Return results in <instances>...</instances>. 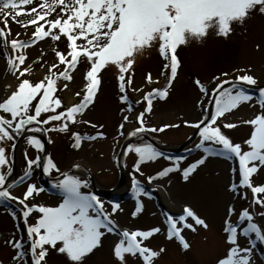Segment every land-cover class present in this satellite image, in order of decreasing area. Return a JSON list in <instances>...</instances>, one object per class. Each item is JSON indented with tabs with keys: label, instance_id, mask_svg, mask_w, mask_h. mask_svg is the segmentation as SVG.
Listing matches in <instances>:
<instances>
[{
	"label": "rangeland",
	"instance_id": "1",
	"mask_svg": "<svg viewBox=\"0 0 264 264\" xmlns=\"http://www.w3.org/2000/svg\"><path fill=\"white\" fill-rule=\"evenodd\" d=\"M40 2L42 0H33L32 4L22 7H35ZM60 7L62 6H57L56 11L45 19H54ZM37 11L40 9L37 8ZM37 23H44V21ZM3 27V19L0 18V28ZM44 27L47 30L48 25L45 24ZM34 31V25L22 26L12 19L8 20L5 32L9 33L6 35L9 43L5 45V38L0 37V99L7 98L19 83V79H17L19 70L14 74L8 65L10 56L19 55L21 52L26 56L20 69L30 67L31 72L26 73L20 79L27 78L33 83L43 79L53 64L57 65L53 72L64 71L65 64L60 63L56 56V51H60L67 59H70V56L67 55L69 52L68 42L63 34L58 40H53L51 36L45 37L27 48L17 49L15 53L13 52L10 41L13 39L29 41L33 38ZM57 31L58 29L53 30V32ZM18 33L19 35H17ZM82 42L77 41L78 44ZM176 55L180 63L177 75L168 88L167 96L164 99L158 96L153 98L151 110L148 112L144 111L147 101L143 97L153 89L165 87L167 80L161 74L162 72H167L170 75V69L163 67L167 61L159 54L158 45L153 44L135 55L133 65L125 73L126 80L130 77L131 82L125 84L123 93L119 89L116 65L109 63L102 68L98 72L100 84L93 103L82 113L77 114L75 122L63 121L68 124L67 131H45L48 139L47 157L50 156L59 169V171L51 170L48 175L57 176L70 164H80L81 167L85 166L93 174L97 186L101 185L104 189L114 187L119 180L116 159L120 144L126 134L139 127L136 116L144 112V126L149 130L142 133L150 135L164 146L180 144L195 131L196 128L191 125L203 119L204 115L208 113L209 104L214 94L211 90L221 80L236 82L238 87H243L253 97L252 100L241 102L235 109L218 117L215 122L233 143H241L242 150H248L244 141L250 137L253 129L245 121H250L257 114L264 113V108H261L258 103L259 88L255 87L264 85V14L252 10L243 23L234 22L232 24V31L226 37L209 30L202 40H191L187 44L179 46ZM38 57L39 59H37ZM89 67L90 64L81 57L77 67L70 70L71 79L61 78L57 81L54 96L62 101V106L56 109L57 112L66 109L71 104L80 102L85 92L84 85L87 83L85 75ZM223 73L227 75H222ZM149 74L152 78L151 83L147 80ZM245 74L253 76L256 84L248 85L246 82L235 81L236 76ZM214 77L218 79H213ZM197 79L205 86L207 93L201 92L200 87L195 83ZM64 85H67V88ZM223 87H231V83ZM121 95H126L128 100L121 101L119 99ZM35 102L33 101V104ZM129 104H131L130 111ZM201 104H203V108ZM212 110H214V100ZM0 114L10 118L8 114L2 112ZM46 115L42 113L39 119H45ZM124 116L128 117L127 121L124 120ZM186 121L189 123H185ZM60 123V121H51L47 125L42 124V126L44 129H53ZM121 124H123V128L119 127ZM225 124L235 126L228 128L224 127ZM163 125H169V127L163 131H151L152 128L160 129ZM34 128L39 127L34 126ZM74 132L84 137L78 148L73 146L72 133ZM97 133H103V135L98 136ZM121 133L123 134L121 135ZM16 136L13 140L3 142L11 165L12 147ZM88 136L95 138L87 139ZM199 141L198 135L190 144V147L196 151L180 156L183 159L179 161V168L169 172L166 176L157 177L151 182L148 180L149 176H155L163 168L175 164L176 158L162 155L154 161L141 163L140 172H136L133 165L138 157L134 152H127L126 146L123 158L126 184L121 190L119 189L120 191L115 192L120 196L132 190V178L135 176L142 186L149 185L153 188L152 184H157L164 191L169 203L166 206L171 211L182 214L185 206L190 207L208 226L205 228L196 225L191 218H188L187 223L193 224L195 229L192 230L178 222L177 226L182 228L181 234L190 245L186 250L175 237L171 239L167 237L168 225L156 206L153 195L140 194L137 197L133 194L127 200L119 203V208L115 213H111L112 205L115 202H110L107 198L97 195L80 171L72 175L87 181V188L81 190L95 193L103 201L105 211L111 214V219L119 227H124L129 231L148 230L153 227L160 229L142 241L144 246L158 252L163 248L159 256L154 258L153 264H218L219 259L226 257L230 247L226 240V233L223 231L225 219L236 223L239 213L242 209L247 208L250 213L254 214V220L264 229V217L259 215L264 211V208L251 202L253 194L249 188H239L236 192L230 189L231 183H238V160L226 159L218 152L205 154L202 149L195 147ZM140 142L147 143L139 136L130 143ZM40 152L41 150L28 145L26 139L23 141L19 152L17 177L13 180L17 181L27 167L25 153L28 159H35L40 156ZM126 152L127 155H125ZM202 156L206 157L204 163L198 165L187 180L183 179L182 169ZM234 168L237 169L235 173L232 172ZM141 173L143 174L141 175ZM39 177L40 167L37 168L33 165L32 174L27 180L9 191L13 196L23 198L27 186L34 184L43 190L26 200L29 206L32 204L58 205L62 199L61 195L48 193L47 189L40 184ZM250 179L254 186L264 184V166L259 167ZM258 195L264 196V194ZM137 199L142 204V210L133 217L132 212L135 210ZM230 205L233 206L234 212L228 217L227 212ZM22 207L17 201L0 203V264H31L30 253H27L24 259L19 262L14 260L13 257L17 249L12 246V243H9V241L20 240L25 250L29 247L27 226L21 212ZM40 215L37 210H34L27 218V224L36 223ZM118 239V232L105 233L101 238V245L92 253L87 254L82 264H120L113 254L114 242ZM138 239L141 238L138 237ZM237 242L241 247L251 248L249 264H264V242L257 241L251 234L244 237L239 233V230ZM46 247L49 248V251L42 264H71L65 254L57 253L50 246L46 245ZM125 260L126 264H142L139 254L135 256L125 254Z\"/></svg>",
	"mask_w": 264,
	"mask_h": 264
},
{
	"label": "snow or ice",
	"instance_id": "2",
	"mask_svg": "<svg viewBox=\"0 0 264 264\" xmlns=\"http://www.w3.org/2000/svg\"><path fill=\"white\" fill-rule=\"evenodd\" d=\"M32 3L33 0H0V18L3 19L4 24V27L0 28V37L5 38L4 44L9 43L6 35L10 33V30L9 33H6L5 28H7L8 20L12 19L21 23L22 26L27 24L35 26V31L32 33L33 38L29 41L17 39L10 41L14 53L17 49L27 48L45 37L51 36L53 40H58L63 34L68 42L69 52L67 55L70 56V59H67L60 51H56L59 62L65 64L64 71L53 72V69L57 67L56 64H53L43 79L33 83L27 78L20 79L26 73L31 72L30 67L20 69L26 56L21 52L19 55L8 58V65L13 73L15 74L19 70L17 76L19 83L7 98L0 99V112L10 116L8 118L0 114V203L17 201L19 205L23 206L21 212L27 226L29 243L28 249L25 250L20 240L9 241L17 249L13 259L19 262L24 259L27 253H30L31 264H42L49 251L47 245L54 248L57 253L65 254L71 264H82L84 257L101 245V238L105 233L118 232L119 239L114 242L113 254L120 264H126L125 254L133 256L139 254L142 264H153L154 258L159 256L163 248L158 252L144 246L142 241L160 229L153 227L148 230H119L115 221L111 219V214L105 211L103 201L95 193L81 190L87 188V181L76 175L61 173L63 178L54 184L62 197L61 202L56 206L43 204L29 206L26 200L43 190L34 184L27 186L23 198L13 196L9 189L14 187L17 181L12 180L8 183V177L13 169L3 142L13 140L14 136L29 131L27 126L33 123L47 125L51 121L61 122L53 129L34 128L30 129L32 132L67 131L68 124L63 121L75 122L77 114L82 113L93 103L100 84L98 72L102 68L109 63L116 65L119 89L123 93L125 84L131 82L130 77L126 80L125 73L133 65L135 55L156 44L159 54L167 61L163 67L170 69V75L167 72H162L161 74L167 80L165 87L153 89L143 97L147 101L144 111H150L152 99L156 96L161 99L166 98L168 88L177 75L180 62L176 52L179 46L185 45L191 40H202L209 30L215 31L217 35L228 36L232 31V24L234 22L243 23L252 10L264 14V0H42L35 7L27 9L22 7ZM57 6L62 7L56 13V17L45 19L56 11ZM37 8L40 11H37ZM21 13L31 14V19L26 22L16 20V17ZM38 21H44V23H37ZM45 24L48 25L47 30H45ZM54 29H58V31L53 32ZM78 40L83 42L78 44ZM81 57L90 64L85 75L87 83L84 85V95L80 102L71 104L66 109L57 112L56 109L62 106V101L54 96L57 81L61 78L70 80V70L77 67ZM222 75L227 74L223 73ZM151 79L149 74L147 76L149 83H151ZM213 79L218 78L214 77ZM235 81L246 82L248 85L256 84L255 78L248 74L236 76ZM195 83L200 87L201 92L207 93V89L198 79ZM229 83H231V87H223ZM64 87L67 88V85ZM211 91L216 94L213 97L214 110L191 125L198 129L200 138L195 147L202 149L205 154L218 152L226 159H237L239 179L238 183L230 184V189L236 192L239 188H249L253 194L251 202L264 208V196L258 195L264 194V184L254 186L250 179L259 167L264 166V113L257 114L250 121H245L252 126L253 130L250 137L244 141L248 150L243 151L241 143H233L215 122L218 117L235 109L241 102L252 100V95L243 87H238L236 82L228 80H221ZM258 91V103L261 108H264V87H260ZM77 95L80 94L77 93ZM119 99L126 102L128 97L121 95ZM33 101H36L35 104ZM201 107L203 108V104ZM128 108L130 111L131 104L128 105ZM42 113L47 114L43 120L39 119ZM143 117L144 112L136 116L139 127L129 132V136H137L139 133L149 130L144 126ZM127 119L128 117L124 116V120L127 121ZM234 126L233 124L224 125L228 128ZM119 127L123 128V124ZM167 127L169 125H163L162 128H152L151 131H163ZM97 135L102 136L103 133H97ZM72 136L74 138L73 146L80 147L84 137L75 132L72 133ZM86 138L94 139L95 137L88 136ZM26 143L38 150H43L41 140L34 134L27 135ZM127 152H134L138 157L133 165L136 172H140L141 163L154 161L163 155L151 143L143 142L129 143ZM25 158L27 167L23 175L18 178L20 182L32 174L33 165L37 168L41 167L40 156L28 159L25 153ZM205 158L202 156L183 168V179L187 180L197 166L204 163ZM181 159L183 158L177 157L175 164L163 168L155 176H149L148 180L151 182L153 179L166 176L169 172L179 168ZM42 168L44 174H49L53 169L59 171L50 156L43 160ZM232 172H237V169H232ZM132 191L137 197L140 194L148 195L135 176L132 178ZM118 208L119 203H113L111 213H115ZM34 210H37L41 215L36 223L28 225L27 218ZM141 210L142 204L137 199L132 216L135 217ZM233 212L234 208L230 205L227 216L230 217ZM259 215L264 217V211ZM188 218H191L196 225L205 228L208 226L188 206L183 208V213L178 217L172 215L166 217L167 237L169 239L175 237L185 250L190 245L181 234L182 228L177 224L179 222L184 227L195 230L193 224L187 223ZM238 230L244 237L251 234L257 241L264 242V229L254 220V214L244 208L239 213L236 223L225 219L223 231L226 233V240L230 247L226 257L219 259L218 264H249L251 248L241 247L238 244ZM58 242L59 246L57 247Z\"/></svg>",
	"mask_w": 264,
	"mask_h": 264
},
{
	"label": "water",
	"instance_id": "3",
	"mask_svg": "<svg viewBox=\"0 0 264 264\" xmlns=\"http://www.w3.org/2000/svg\"><path fill=\"white\" fill-rule=\"evenodd\" d=\"M260 87H264V85L256 86V88H260ZM214 95H216V94L214 93L213 97H214ZM213 97H212V100L209 104L208 113H210L212 111ZM34 126H37L39 128L44 129V127L41 124L37 125V124L33 123L32 125L28 126L29 131H25V132L21 133L20 135H17V137L14 140V147H12V165H11L13 171L10 174V176H12V180H13V178L17 177L19 152H20L21 145H22L24 139L27 137V135L34 134L37 136V138H39L41 140V143L43 144V150H41V152H40V157H41V167H40V177H39L40 184L43 185L47 189L48 193L60 195L58 189H56L54 187V184L59 179H62L63 177L61 176V173L57 176H54V177L43 173L42 164H43V160L45 158H47L48 139H47V136L45 134V131H42V132L41 131H38V132L30 131V129H33ZM198 135H199L198 129H196L194 131V133H192V135H190L188 137V139H186L181 144H178L175 146L174 145L173 146H163L160 143H158L155 139H153L152 137H150L149 135L144 134V133H139L137 135V137L138 136L142 137L146 142L151 143L158 151L162 152L163 155H165L167 157H173L174 158V157H180V156H184V155H188V154L193 153L195 149H189L188 150L187 148L195 140V138ZM133 137L135 138V136H129L128 134H126L124 136V139L122 140V142L120 144V149H119L118 156L116 159V164H117V167L119 169V180L114 187H112L110 189H104L101 186H97L96 180L93 177L92 173L84 166V168L86 169L87 172L83 173V175L88 179V181L90 182L94 191L98 195H100L101 197L109 199L111 202H118L119 203V202L125 201L129 197H131L133 194L132 191H127L124 195H120V196L115 194V192H117L118 189H122V187L125 186V184H126V174H125L124 166H123V158H124V152H125L126 146L131 141L134 140V139L132 140ZM76 165H78V164H74V163L70 164L69 167L66 170H64L62 173L71 174V173L77 172ZM8 183H10V181H8ZM21 183L22 182H20L18 179L16 185H19ZM6 186H7V184H6ZM143 186L145 187L146 191L149 194L154 196L155 204L159 208L161 215L163 217H167V215H172L173 217L178 216V213L171 211L166 206V204L164 203V201L162 199H160L159 194L157 193V191L154 188L149 187V185H143ZM12 188H10V189H12Z\"/></svg>",
	"mask_w": 264,
	"mask_h": 264
},
{
	"label": "bare ground",
	"instance_id": "4",
	"mask_svg": "<svg viewBox=\"0 0 264 264\" xmlns=\"http://www.w3.org/2000/svg\"><path fill=\"white\" fill-rule=\"evenodd\" d=\"M27 8H31V7L29 6V7H26V9ZM30 17H31V14H29V13H21L19 16L16 17V20H19L21 22H26L27 20L30 19ZM17 24H21V23H17ZM135 138L133 137L132 140L135 139ZM76 169L78 171L83 172V173H86L87 172L86 169H84V167H81L80 165H79V167H76ZM11 180H12V176H10L8 178V181H11ZM152 187L157 191V193L159 194L160 199H162L164 201V203L168 206L169 205L168 199H167L164 191H162L157 184H152ZM120 190L118 189L117 191H120ZM122 229H126V228L123 227Z\"/></svg>",
	"mask_w": 264,
	"mask_h": 264
}]
</instances>
